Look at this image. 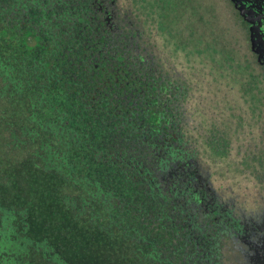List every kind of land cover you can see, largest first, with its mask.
<instances>
[{
    "label": "trees",
    "instance_id": "obj_1",
    "mask_svg": "<svg viewBox=\"0 0 264 264\" xmlns=\"http://www.w3.org/2000/svg\"><path fill=\"white\" fill-rule=\"evenodd\" d=\"M81 9L0 0V264H184L170 146L152 152L158 122L123 101Z\"/></svg>",
    "mask_w": 264,
    "mask_h": 264
},
{
    "label": "flooded vegetation",
    "instance_id": "obj_2",
    "mask_svg": "<svg viewBox=\"0 0 264 264\" xmlns=\"http://www.w3.org/2000/svg\"><path fill=\"white\" fill-rule=\"evenodd\" d=\"M74 1L105 40V64L126 91L123 101L157 120L152 152L160 156L170 146L171 155L160 157L169 165L160 180L179 207L184 264H264V0H227L245 41L239 53L250 52L263 105L255 112L241 92L238 101L208 97L196 59L162 45L158 0ZM171 11L176 17L175 6ZM169 31L176 33L174 24Z\"/></svg>",
    "mask_w": 264,
    "mask_h": 264
},
{
    "label": "rangeland",
    "instance_id": "obj_3",
    "mask_svg": "<svg viewBox=\"0 0 264 264\" xmlns=\"http://www.w3.org/2000/svg\"><path fill=\"white\" fill-rule=\"evenodd\" d=\"M173 5L176 17L172 16ZM157 6V28L166 33L162 45L172 47L179 57L184 54L196 59L195 63L200 65L199 74L203 73L210 84L208 97L215 94L217 99L237 100L235 95L241 92L240 98L245 106H251L254 112L256 106L257 111L263 109L262 101L256 94V82L249 73L254 71L247 57L250 52L243 50L242 54L239 53L240 45L245 48V41L239 40L237 18L230 11L227 0H158ZM173 24L175 34L169 31ZM187 60L191 61V58ZM220 84L225 87L217 93ZM257 85L258 88L262 85L259 73ZM86 242L88 248H95L94 243ZM31 258L38 257L32 255ZM85 260L79 259L78 263Z\"/></svg>",
    "mask_w": 264,
    "mask_h": 264
}]
</instances>
